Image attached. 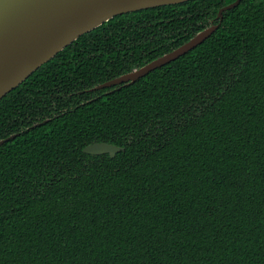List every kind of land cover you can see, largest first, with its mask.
<instances>
[{"label":"trees","instance_id":"trees-1","mask_svg":"<svg viewBox=\"0 0 264 264\" xmlns=\"http://www.w3.org/2000/svg\"><path fill=\"white\" fill-rule=\"evenodd\" d=\"M233 1L117 14L0 98V264H264V0Z\"/></svg>","mask_w":264,"mask_h":264},{"label":"water","instance_id":"water-1","mask_svg":"<svg viewBox=\"0 0 264 264\" xmlns=\"http://www.w3.org/2000/svg\"><path fill=\"white\" fill-rule=\"evenodd\" d=\"M182 1L186 0H0V98L75 38L113 16ZM239 2L234 0L220 7L218 19L221 20L224 10ZM217 26L218 23L211 24L173 50L91 89L134 82L201 43ZM15 135L0 139V144ZM121 149L122 146L97 141L87 144L82 150L114 156Z\"/></svg>","mask_w":264,"mask_h":264}]
</instances>
